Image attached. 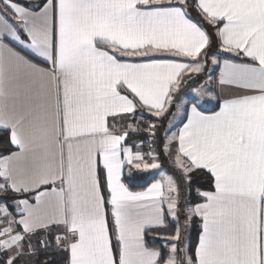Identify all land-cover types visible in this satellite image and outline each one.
Segmentation results:
<instances>
[{
	"label": "snow or ice",
	"instance_id": "6c2138e0",
	"mask_svg": "<svg viewBox=\"0 0 264 264\" xmlns=\"http://www.w3.org/2000/svg\"><path fill=\"white\" fill-rule=\"evenodd\" d=\"M0 133V264H264V0H0Z\"/></svg>",
	"mask_w": 264,
	"mask_h": 264
},
{
	"label": "rangeland",
	"instance_id": "374dc122",
	"mask_svg": "<svg viewBox=\"0 0 264 264\" xmlns=\"http://www.w3.org/2000/svg\"><path fill=\"white\" fill-rule=\"evenodd\" d=\"M197 79H200V78L197 77ZM207 105L209 106V105H211V103L206 104L204 106H207ZM179 119L180 118H177V120L174 121L175 126L178 125ZM167 126H168V122L164 125V127H167ZM175 129H176V127H173L172 130L175 131ZM161 158H162L161 161H162V164H163L162 170L165 171L168 174H173V169H172L171 165L167 162L166 158H164L163 156H161ZM136 175L139 177V180L135 183V185L144 183L150 178H157V179L161 178L160 175H159V170H150L149 172L137 173Z\"/></svg>",
	"mask_w": 264,
	"mask_h": 264
},
{
	"label": "trees",
	"instance_id": "16d2710c",
	"mask_svg": "<svg viewBox=\"0 0 264 264\" xmlns=\"http://www.w3.org/2000/svg\"><path fill=\"white\" fill-rule=\"evenodd\" d=\"M193 15L195 16V13H193ZM211 31V30H210ZM215 73V72H214ZM214 75V74H213ZM214 110H216V106H214V107H212L209 111H214ZM163 133H161V135H162ZM3 133H0V138H2L3 137ZM140 139H142L143 137H139ZM134 139H137V138H135L134 137ZM162 159V158H161ZM149 180H151V179H148L146 182H144V183H141V184H134V185H132L131 187L133 188V189H136V188H141V187H143V186H145L146 185V183H148L149 182ZM197 183H199V184H203L204 185V187L206 188L207 187V185L204 183V181H197ZM196 228H197V225H196V223H194L193 224V227H192V240H193V243L195 242V239H196ZM159 243H160V241L159 240H157V246L159 245Z\"/></svg>",
	"mask_w": 264,
	"mask_h": 264
},
{
	"label": "crops",
	"instance_id": "0c3cea01",
	"mask_svg": "<svg viewBox=\"0 0 264 264\" xmlns=\"http://www.w3.org/2000/svg\"><path fill=\"white\" fill-rule=\"evenodd\" d=\"M218 72H219V69L217 68L216 69V71H215V73H213L214 74V76L215 75H217L218 74ZM217 91H219L218 89H217ZM225 94H227V93H225ZM214 106H216V104H215V102H212L211 103V105H207V106H204V109L206 110V111H209L212 107H214ZM210 112V111H209ZM168 121L167 120H165L164 121V125L167 123ZM180 126H182V124L179 122L178 123V125L177 126H175L176 127V129L178 128V127H180ZM176 129H175V131H176ZM129 143L131 144L132 143V141H129ZM151 180H149V182L148 183H146V185L145 186H143V187H141V188H136V189H133V190H142L143 188H146L147 186H148V184H150L151 182H153L154 180H156L157 178H150Z\"/></svg>",
	"mask_w": 264,
	"mask_h": 264
},
{
	"label": "water",
	"instance_id": "95a60500",
	"mask_svg": "<svg viewBox=\"0 0 264 264\" xmlns=\"http://www.w3.org/2000/svg\"><path fill=\"white\" fill-rule=\"evenodd\" d=\"M197 79V78H196ZM197 80H199V79H197Z\"/></svg>",
	"mask_w": 264,
	"mask_h": 264
}]
</instances>
